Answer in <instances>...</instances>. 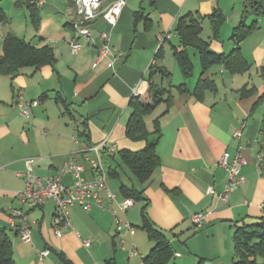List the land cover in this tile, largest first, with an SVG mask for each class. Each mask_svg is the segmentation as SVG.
Returning a JSON list of instances; mask_svg holds the SVG:
<instances>
[{
    "label": "crops",
    "instance_id": "1",
    "mask_svg": "<svg viewBox=\"0 0 264 264\" xmlns=\"http://www.w3.org/2000/svg\"><path fill=\"white\" fill-rule=\"evenodd\" d=\"M47 1L24 0L36 15L31 39L29 33L21 37L19 30L14 34L7 21L0 24V56L8 35L37 47L48 46L54 55L53 63L23 67L16 76L0 75V227L10 237L15 264H148L153 241L144 228L146 221L173 243L175 252L167 264H197L200 259L202 264H232L236 228L264 221V97L259 99L264 92L260 74L264 26L256 19L258 26L250 36L239 44L232 39L234 28L243 19L250 24L244 13L246 0H126L115 26L102 15L90 22L93 39L86 42L72 26L77 18L73 0H65L64 7L52 4L63 12V26L60 18L44 13ZM112 1L105 0L102 7ZM3 3L0 0L4 9ZM136 11L142 14L136 16ZM187 14L201 21V35L209 29L211 34L202 37L213 51L227 55L238 45L249 69L232 73L218 63L202 72L199 63L201 71L195 76L191 51L200 62L199 52L189 47L193 65L191 75L185 76L174 54L186 50L176 28ZM219 14L224 22L214 37L213 23ZM103 30L110 33L114 56L99 60L98 36ZM72 41L83 44L76 53ZM153 64L172 73L171 79L163 81L172 97L145 118L152 132L159 117L162 136L157 144L160 164L142 182L121 161L120 152L139 151L146 144L145 140L130 139L126 127L130 101L146 95ZM177 71L181 76L175 83ZM200 76L212 82L213 88L198 97L193 91ZM180 85L184 87L178 88ZM243 87L257 91L242 96ZM19 98L22 102L40 101L31 108L30 118L22 115L16 103ZM242 124L243 135L238 139L234 133ZM105 140L107 146L100 150L108 169L109 190L115 194L112 207L134 229L118 231L106 205L93 204L85 210L72 204L68 207L72 226H64L63 234L57 236L54 199L35 205L17 197L26 187L25 176L19 175L26 170L25 160L36 159L34 174L40 178L56 176L66 162L75 160L84 165L83 176L92 180L95 173L85 154L94 156L92 148ZM225 152L231 156L241 152L247 160L241 171L243 181L228 200L221 197L228 182V172L219 164ZM61 179L67 186L74 182L71 173ZM122 185L142 192L125 214L118 209L125 199ZM100 195L107 203L108 192ZM11 207L26 212L30 242L21 239L19 222L11 224ZM201 212L205 220L196 226L191 217ZM86 239L91 240L90 246L83 243ZM135 247L138 252L132 253ZM45 249L49 254L40 258L38 251Z\"/></svg>",
    "mask_w": 264,
    "mask_h": 264
},
{
    "label": "trees",
    "instance_id": "2",
    "mask_svg": "<svg viewBox=\"0 0 264 264\" xmlns=\"http://www.w3.org/2000/svg\"><path fill=\"white\" fill-rule=\"evenodd\" d=\"M244 13L256 15L264 18V0H246ZM141 11H136L139 16ZM215 15V14H214ZM212 15V18L215 19ZM220 17L213 23L214 37L218 36L220 27L224 22V17ZM217 16V14H216ZM32 20L36 15L32 12ZM8 20L6 12L0 4V24ZM258 26L257 21L253 20L250 24L242 20L233 30L232 39L239 44L252 34ZM177 32L186 50H175V56L180 63L185 76H190L192 72V59L187 48L191 47L199 52L202 72L206 71L214 64L222 63L224 67L232 73H244L249 69V65L243 57L241 48L237 45L227 55L220 54L210 48V42L201 35L202 24L190 14L181 17L178 21ZM54 55L48 46L37 47L31 42H27L15 35H8L3 41V54L0 56V75L16 76L21 68L35 65L37 67L44 64L53 63ZM171 72L163 65L153 64L150 66L148 76L149 87L145 96H134L130 101L131 114L126 127L127 136L132 140H145L146 144L139 151L123 150L120 158L136 177L142 181H147L160 164V157L157 153V144L162 136L159 117L154 120L153 131L150 132L145 118L151 114L156 107L164 102L170 101L172 94L163 81L171 79ZM260 74L264 79V66L260 68ZM160 77L161 80L157 81ZM213 83L202 76L197 81L193 91L195 95L202 96L204 91L213 88ZM180 85L178 88L182 89ZM255 87H243L242 96H250L256 93ZM264 97V92L259 99ZM264 134V133H263ZM264 138V137H263ZM114 158V157H113ZM125 198L131 197L136 201L142 196V192L136 188L121 186ZM41 205V204H35ZM264 219V218H263ZM150 239L153 241L151 252L146 257L148 264H167L174 255L173 243L167 238L165 233L153 226L150 222H145ZM234 258L232 264H264V221L256 226L237 227L234 235ZM200 259L198 264H202ZM0 264H15L13 258L12 242L6 229L0 227Z\"/></svg>",
    "mask_w": 264,
    "mask_h": 264
},
{
    "label": "built area",
    "instance_id": "3",
    "mask_svg": "<svg viewBox=\"0 0 264 264\" xmlns=\"http://www.w3.org/2000/svg\"><path fill=\"white\" fill-rule=\"evenodd\" d=\"M105 0H73L76 9V20L72 22L73 28L80 34L84 41L93 39V33L90 28V22L96 17L102 15L109 25L115 26L118 19L126 6V0H114L111 3L103 6ZM162 37V36H161ZM98 38L100 39L99 44V60H103L108 57H113L114 52L111 46V36L106 30L100 32ZM163 39V37H162ZM83 46L82 43L77 41L71 42V48L74 53L78 52ZM22 110V115L26 118L31 117V108L40 104L38 99L22 102L20 98L16 102ZM245 124L237 128L234 136L240 139L243 135V129ZM107 146V140L101 144L92 148L94 156L89 153L85 154L86 160L90 163L92 170L95 173V178L88 180L83 176L85 171L84 165L71 160L66 162L60 169L56 176L48 178L36 177L34 174V165L36 159L33 157L26 158V170L20 172L19 175L25 176L26 187L23 191L18 193V198L22 203L31 204H43L48 199H54L56 202V213L53 219V227L57 236L63 234L62 228L64 226L71 227V218L68 211V207L72 204H79L85 210H89L93 204L100 206L106 205L111 211L117 224L116 228L118 231L128 228L134 229L132 225L120 217L118 211L112 207V203L115 200V194H113L107 184V165L104 162V157L101 153V148ZM110 148V147H109ZM112 154H114L115 145L111 146ZM219 164L225 168L228 172V182L226 184L224 192L221 197L224 200H228L229 194L234 191L243 181L241 171L243 166L247 164V160L241 154L236 153L231 156L229 152H225L219 162ZM2 166H0V170ZM71 173L74 177L72 185L67 186L62 181L64 174ZM107 191V203H105L101 197V192ZM210 192H214L210 189ZM135 199L128 197L118 203V209L121 213L125 214L129 208L133 207ZM10 222L13 226H17L19 222V233L20 237L25 242L32 240L31 225L29 223L27 214L20 208L11 207L10 210ZM192 222L196 226H201L205 220L204 213H195L191 217ZM86 246L91 245V240L86 239L83 241ZM49 249L38 251L40 258H43L49 254ZM136 247L132 253H137ZM180 255V253H177Z\"/></svg>",
    "mask_w": 264,
    "mask_h": 264
},
{
    "label": "rangeland",
    "instance_id": "4",
    "mask_svg": "<svg viewBox=\"0 0 264 264\" xmlns=\"http://www.w3.org/2000/svg\"><path fill=\"white\" fill-rule=\"evenodd\" d=\"M18 0H3V5H4V9L6 14H8V20L7 22H9L10 28L12 29V32L14 34L18 33L20 31V36L23 37V35L29 33V39L33 38L34 33H33V29H34V21L32 20L31 17V11L29 6L24 2V0H20V4L17 3ZM48 5H46L43 9H45L44 13L46 14L47 17H55L57 16L58 18H60V22L63 26L65 17L63 16V12H60V10H58L57 8L53 7V3L57 4L59 7H64L65 6V0H48ZM42 9V8H41ZM42 9V12H43ZM9 11V12H8ZM11 18V19H10ZM258 20L260 26H264V18L260 17V16H256V15H249L248 17V23H251L253 20ZM207 26L210 27V24L208 23ZM19 30V31H18ZM209 33V29H206L204 34L202 36L207 37L210 34ZM2 51V43H1V39H0V52ZM194 51H191V55H192V59L194 62V73L195 76L198 75V73H200L201 68H200V64L201 62H199L198 57H195ZM200 63V64H199ZM179 70V69H178ZM178 75L181 76V73H179L177 71V73L175 74L174 78L172 81H174L175 83H178ZM194 76V77H195ZM193 77V78H194ZM198 78V76H197ZM255 78H257V75L255 76ZM165 86H168V84L166 83ZM198 264V263H197Z\"/></svg>",
    "mask_w": 264,
    "mask_h": 264
}]
</instances>
